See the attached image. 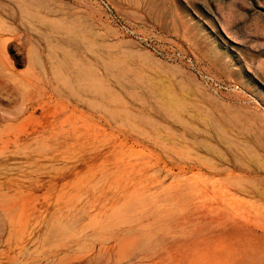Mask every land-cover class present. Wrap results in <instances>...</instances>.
Segmentation results:
<instances>
[{
	"label": "rangeland",
	"instance_id": "1",
	"mask_svg": "<svg viewBox=\"0 0 264 264\" xmlns=\"http://www.w3.org/2000/svg\"><path fill=\"white\" fill-rule=\"evenodd\" d=\"M0 6V264H264V0Z\"/></svg>",
	"mask_w": 264,
	"mask_h": 264
},
{
	"label": "bare ground",
	"instance_id": "2",
	"mask_svg": "<svg viewBox=\"0 0 264 264\" xmlns=\"http://www.w3.org/2000/svg\"><path fill=\"white\" fill-rule=\"evenodd\" d=\"M9 6V5H8ZM1 7V6H0ZM22 14V13H21ZM2 19V18H1ZM11 21V20H10ZM11 24V23H10ZM13 24V23H12ZM17 24V23H16ZM6 25V24H5ZM51 71V70H50ZM185 89V88H184ZM216 100L218 101V99L216 98ZM211 102H213V101H211ZM216 103V102H215ZM219 103H220V101H219ZM221 108V107H220ZM223 108V107H222ZM263 108V107H262ZM234 109V108H233ZM201 111V110H200ZM31 112V111H30ZM207 112H208V110H207ZM245 112V111H244ZM251 112H253V111H251ZM254 112H256V111H254ZM210 113V112H209ZM240 113V112H239ZM32 114V113H31ZM218 114V113H217ZM249 114H250V112H249ZM26 115V114H25ZM213 115V114H212ZM255 116V115H254ZM251 117V116H250ZM220 118V117H219ZM253 118H255V117H253ZM257 118H258V116H257ZM259 118H260V116H259ZM262 118H263V116H262ZM210 119H212V117L210 118ZM228 120V119H227ZM234 121V120H233ZM223 122V121H222ZM235 122H237V121H235ZM249 122V121H248ZM252 122V123H251ZM250 123V127L252 126V124H253V121H251ZM201 123V122H200ZM217 123V122H216ZM225 123V122H224ZM228 123V122H227ZM210 124H212L211 123V121H210ZM214 125V124H213ZM241 126V125H240ZM264 126V125H263ZM243 127V126H242ZM256 129V128H255ZM246 131V130H245ZM260 133V132H259ZM248 134H249V132H248Z\"/></svg>",
	"mask_w": 264,
	"mask_h": 264
}]
</instances>
